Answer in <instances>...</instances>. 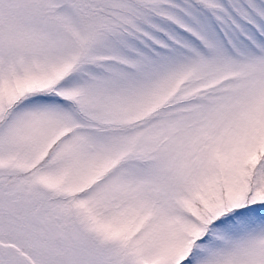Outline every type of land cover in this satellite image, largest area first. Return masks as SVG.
I'll list each match as a JSON object with an SVG mask.
<instances>
[{
	"label": "snow or ice",
	"instance_id": "snow-or-ice-1",
	"mask_svg": "<svg viewBox=\"0 0 264 264\" xmlns=\"http://www.w3.org/2000/svg\"><path fill=\"white\" fill-rule=\"evenodd\" d=\"M0 264H264V0H0Z\"/></svg>",
	"mask_w": 264,
	"mask_h": 264
}]
</instances>
